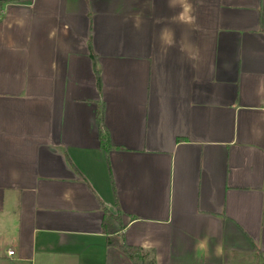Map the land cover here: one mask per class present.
<instances>
[{"label": "crops", "instance_id": "obj_1", "mask_svg": "<svg viewBox=\"0 0 264 264\" xmlns=\"http://www.w3.org/2000/svg\"><path fill=\"white\" fill-rule=\"evenodd\" d=\"M0 1V261L264 264V0Z\"/></svg>", "mask_w": 264, "mask_h": 264}, {"label": "trees", "instance_id": "obj_2", "mask_svg": "<svg viewBox=\"0 0 264 264\" xmlns=\"http://www.w3.org/2000/svg\"><path fill=\"white\" fill-rule=\"evenodd\" d=\"M3 4L4 1H0V13ZM99 139L101 147L107 152V146L109 144L107 138L100 133ZM116 205L117 209L115 213H112L105 208L103 209L101 227L102 232L106 235L107 245L118 248L132 261L133 264H154V259H146L145 255L142 253V248L128 245L120 239L119 232L124 228V224L122 221V212L118 203H116Z\"/></svg>", "mask_w": 264, "mask_h": 264}, {"label": "clouds", "instance_id": "obj_3", "mask_svg": "<svg viewBox=\"0 0 264 264\" xmlns=\"http://www.w3.org/2000/svg\"><path fill=\"white\" fill-rule=\"evenodd\" d=\"M185 12L189 11V8H185L184 9ZM184 18V14L182 13L181 14V19ZM144 247L147 248V247H150V242L146 241L145 244H144Z\"/></svg>", "mask_w": 264, "mask_h": 264}, {"label": "rangeland", "instance_id": "obj_4", "mask_svg": "<svg viewBox=\"0 0 264 264\" xmlns=\"http://www.w3.org/2000/svg\"><path fill=\"white\" fill-rule=\"evenodd\" d=\"M0 264H12L11 262L0 261Z\"/></svg>", "mask_w": 264, "mask_h": 264}, {"label": "built area", "instance_id": "obj_5", "mask_svg": "<svg viewBox=\"0 0 264 264\" xmlns=\"http://www.w3.org/2000/svg\"><path fill=\"white\" fill-rule=\"evenodd\" d=\"M8 255H12L13 254V251L12 250H8Z\"/></svg>", "mask_w": 264, "mask_h": 264}]
</instances>
